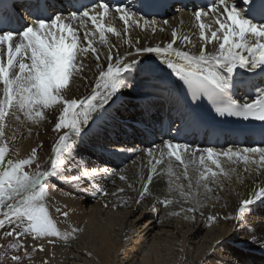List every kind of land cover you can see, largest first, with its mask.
Wrapping results in <instances>:
<instances>
[{"label":"snow or ice","instance_id":"obj_1","mask_svg":"<svg viewBox=\"0 0 264 264\" xmlns=\"http://www.w3.org/2000/svg\"><path fill=\"white\" fill-rule=\"evenodd\" d=\"M8 3L9 0L0 2V25H7L8 13L13 11L8 8ZM20 4L31 14L44 12L47 15L35 19L23 30L0 31V230L7 229L3 231V235L14 238V242L9 245L11 248L23 249V256H11L13 264H21L22 259H31L32 253H46L49 247L55 249L59 243L67 242L70 234L61 231L58 227L60 223L74 225L71 229L72 239L76 238L75 233L84 231L83 227L72 221L71 208L67 204H61L52 195L57 188L50 183L51 176L58 175L61 180L79 184L83 178L118 175L121 181H125L127 188L137 191L135 203L138 206L150 195L155 165L146 178H141L139 189L128 183L123 174L108 167L96 166L89 169L80 163L75 175L62 171L66 155L74 149L78 138L87 140L95 136L98 147L103 143V134L114 119L110 101L121 89L137 86L146 88L149 91L144 95L172 107L180 122L175 129L177 133L188 134L190 131L204 129L208 134L213 131H227L245 136L251 134L259 136L261 144H264V23L246 18L233 2L211 0L207 13L204 8L194 12V17L199 22L197 27L201 40L205 41V44L214 41V47L218 45L214 51H206V47L202 45L198 54L181 50L180 46L174 47L178 39L176 28L171 29V42L164 46H145L138 32L134 45L131 40L128 41V50L121 52L117 49L114 52L109 48L107 52L101 53L93 46L91 39L97 30L102 41L105 39L106 30L117 37L122 35L111 26V22L106 28L104 20L110 11L117 14L113 19L118 17L123 21L124 33H128L130 27L142 30L150 28L153 34L158 31L157 20L145 19L146 16L138 15L124 5L113 8L108 0H98L91 8L86 6L84 11H71L66 16L61 15V12L54 15L48 12L51 5L47 0H21ZM208 14L215 17L214 23L218 25L215 30H211L210 37L205 35L206 27L210 26L200 22L201 17ZM259 14L264 16V6L259 8ZM130 16L135 19H130ZM168 25L169 21L163 20L159 32L164 33ZM81 34L86 46L81 42ZM182 43H191L189 35H183ZM152 53L160 57V63H157L153 56L145 55ZM173 53L180 62L166 58ZM88 56H94L98 76L90 92L75 98L70 95L72 84L76 79L88 80L83 64V60ZM102 57L106 62V69L102 66ZM161 64L171 70L170 75L182 81L187 89L186 94H179L175 82L162 75L164 69ZM133 80L135 83H132ZM241 89L248 93L243 102L234 98L235 93ZM249 96L253 98L249 99ZM205 98L208 102L206 105L201 103ZM53 104L58 105L51 114L54 118L52 131L57 134L58 139L50 150V166L41 170V164L36 163V160L38 149L43 148L44 142L40 141L36 147L31 148L29 154L21 156L19 148L14 147L17 136L11 126L13 122L21 121L20 113L33 120H39L44 113L38 109L48 108ZM204 107H210L218 118L211 126L199 115ZM56 111L59 112L58 116ZM228 118H236L233 123L257 120L261 125L252 129H224L221 125L226 123ZM85 129V135L80 137V133ZM124 150L126 149H116V152ZM157 150L161 156L157 163L163 161L165 153L169 156V172L171 157L184 164L181 150H185L190 152L193 158L189 163H195L199 151V165L203 166L205 171L200 172L196 184L203 185L208 193L213 190L208 182L219 184L215 179L218 172L213 170V165L225 177H230V173L236 171L235 168L229 171L221 168V162L217 159L221 155L229 159L242 158L246 164L251 162L257 165V174L264 175V146L238 150L229 146L218 151L213 147L194 149L189 144L163 140L162 146L154 145L145 151L151 157ZM249 154H258L259 160H253ZM209 161L211 163H208ZM184 167L185 178L189 180L188 187L191 189V178L187 174L188 164H184ZM220 187L223 188V185ZM180 190L182 195H186L183 186H180ZM118 192L124 193L125 188H119ZM103 194L109 195L107 192ZM256 201L264 203V185L254 188L249 198L240 200L234 209L235 215L225 214L222 219L234 222L232 231H236L239 224L243 223L245 213ZM159 202L169 206L173 200L165 198ZM107 206L106 204L105 207ZM116 206L119 205H113ZM123 206L128 205L124 202ZM203 207L204 201L193 194L192 206L182 208L181 212L191 214L185 215V218L194 222L197 213L205 216ZM205 218L216 223L221 219L219 214H208ZM28 237L32 240L30 248L25 239ZM250 239L254 242L258 240L255 235ZM86 255L92 257L93 253L87 251ZM54 256L55 251L52 253V257ZM2 259L3 257H0V260ZM42 264H51V258H44Z\"/></svg>","mask_w":264,"mask_h":264},{"label":"bare ground","instance_id":"obj_2","mask_svg":"<svg viewBox=\"0 0 264 264\" xmlns=\"http://www.w3.org/2000/svg\"><path fill=\"white\" fill-rule=\"evenodd\" d=\"M233 2L238 6L241 5V0H233ZM206 16H203L200 22L210 26L205 29V35L210 37L211 30H215L218 25L214 23L213 15ZM129 18L135 19L131 16ZM180 19H182V23H180ZM110 20L111 26L122 35L117 37L114 33L106 30L105 39L102 41L97 30L91 39L93 46L101 53L107 52L109 48H112L114 52L117 49L121 52L128 50L130 48L128 41L131 40L134 45L138 32L139 38L145 46H164L171 42L172 28L177 29L178 35L174 47L180 46L181 50L195 54H198L202 45L206 47V51H214L218 48V45L214 47V41L205 44V41L201 40L197 27L199 22L188 13L174 19L169 18V25L164 33L159 32L158 25L156 35L148 33V29L142 30L134 27H130L128 33H124V24L115 23L116 19L110 18ZM105 26L107 28L108 24ZM183 35H189L190 44L182 43ZM80 39L86 46V42L82 40V34ZM145 55L153 56L157 63H160V57L155 53ZM166 58L180 62L174 53ZM101 63L106 69L103 57ZM83 64L88 80L76 79L72 84L70 95L75 98L90 92L98 76L94 56L85 58ZM161 68L164 69L162 75L174 81L175 76L170 75L171 70L167 69L164 64H161ZM132 83L135 81L133 80ZM148 91L140 86L119 90V94L110 101L114 119L103 134V143L98 147L96 137L92 136L86 140L85 145L80 147L74 145V149L66 155L62 171L65 170L66 174L75 175L80 163L89 169L96 166L116 169V167H110L103 163L106 161L107 154L101 152V149L104 142L108 141L113 146L111 155L131 156L126 162L132 163L128 167L130 169L123 173L115 171L123 174L127 178V182L132 183L136 189L140 188L141 178H146L152 166L155 165L156 170L152 173L153 182L150 185V195L138 206L135 203L137 191L127 188L125 181H121L118 175H98L94 180L83 178L79 184L61 180L58 175L51 176L50 183L56 185L57 188V191L52 195L61 204H67L71 208L72 221L84 228L82 233H75L76 238L72 239L71 229L74 225L71 223L58 224L61 231L68 232L70 235L67 242L59 243L55 249L48 248L50 257L48 255L47 257L51 258V264H264V246H262L264 243V203L256 201L245 213L244 221L239 224L236 231H232L234 222L222 219L225 214L235 215L234 209L240 200L249 198L254 188L264 185V175H258L255 171L257 165L251 162L246 164L242 158L232 157L229 159L221 155L217 157L221 162V168L224 171L235 168L236 171L231 172L230 177H225L213 165V170L218 172L215 179L219 181V184L208 182L209 187L213 189L211 193H208L203 185L197 186L196 184L200 172L205 171L203 166L199 165L201 153L197 151L195 163H189L193 158L190 152L184 150L181 153V159L184 164H188L187 174L192 183V188L189 189V180L185 178L184 164L173 159L171 172H169V156L165 153L163 161L157 163L161 160L159 150L153 156H148L145 151L146 147H142L139 143L135 144L133 131L137 133V130L134 123L123 122L124 118L125 120L129 118L128 116L132 117L128 119L130 121L138 118L136 114H132L133 111L141 114L139 104L128 106L127 101L137 96H146L144 94ZM156 105L153 109L162 105L161 101H158ZM57 107L58 105L53 104L48 108L38 109L47 114L46 117L42 116L39 120H33L20 113L21 121L13 122L11 126V130H14L17 136L14 147L19 148L21 156L29 154L31 148L36 147L40 141L44 142L43 148L38 149L37 154V156L47 155L48 159H46L43 170L50 166V150L58 139L57 134L52 131L54 118L51 115ZM58 115L59 112L56 111V116ZM91 124L92 122H90V126ZM125 124L127 127L122 129ZM86 131L87 129L81 132L80 136H84ZM124 131L127 135L125 137H123ZM180 137L178 136L177 139ZM184 138L188 137L184 135ZM188 139L194 149H198V146L203 149L208 147L195 142V137L191 136ZM168 140L177 143L174 137H170ZM128 141L131 142L128 143ZM231 147L234 150L243 149L236 146ZM148 148H151L149 140ZM116 149L126 150L117 153ZM214 149L222 151L226 148ZM204 155L206 156V153ZM249 155L253 160H259L258 154ZM221 184L223 188L220 187ZM114 186L116 188L118 186V188L114 189ZM180 186H183L186 195L181 194ZM121 187L125 188L124 193L118 192ZM97 189L103 191H97ZM104 192L109 195L105 196ZM114 192L117 195H111ZM193 194L204 201L203 212L205 213V216H200L197 213L194 222L185 218V215L190 216L191 214L181 212L182 208L192 206ZM165 198L173 200V203L164 206L159 201ZM124 202L127 203V207L123 206ZM106 204L107 207H105ZM113 205L119 206L113 207ZM174 212L181 214L173 215ZM208 214H219L221 219L218 223L209 222L205 218ZM253 235L258 238L255 242L250 239ZM125 237L127 238L125 239ZM217 241L221 242L217 243ZM53 251H55L54 257H52ZM87 251L93 253L92 257L86 255Z\"/></svg>","mask_w":264,"mask_h":264},{"label":"rangeland","instance_id":"obj_3","mask_svg":"<svg viewBox=\"0 0 264 264\" xmlns=\"http://www.w3.org/2000/svg\"><path fill=\"white\" fill-rule=\"evenodd\" d=\"M43 112V111H42ZM44 113V117H46L47 116V114H45V112H43ZM49 115V114H48ZM52 118V117H51ZM123 127H127L126 126V124H125V126H122V129H123ZM129 132V131H128ZM123 137H125V136H127L126 135V131H124L123 132ZM81 137V136H80ZM83 137V136H82ZM80 138H78L77 139V142H76V146H78V147H80V146H83V145H85L86 144V140H82V139H80ZM111 140V139H110ZM131 141H128V143H130ZM128 143H126V144H128ZM173 143H176V142H173ZM198 149H203V148H201V147H199L198 146ZM102 150H104L106 153H109V151H110V147H108V150H105V149H102ZM47 153V152H46ZM85 154V153H84ZM51 155V152H50V154H49V156ZM48 156V157H49ZM131 158V156H129V155H125V154H121V155H107V157L105 158L106 159V161H104L103 163H106L107 164V166H110V167H114V165H115V162L118 164L117 165V167L118 166H121V165H124L129 159ZM45 159V160H44ZM46 159H48L47 158V155H43V156H38V158H37V160H36V163H39V164H41V170H43V168H44V166H45V162H46ZM34 166L35 165H33V168H34ZM129 166H131V164L130 165H128L127 166V164L125 165V166H123L119 171L120 172H125V170H127V169H130V168H128ZM26 170H30V169H26ZM88 179H90V178H88ZM95 179H97V178H95ZM90 180H94V179H90ZM117 188H118V186H117ZM116 188V186H114V189H117ZM0 218H2V217H0ZM5 230H7V229H4V230H0V257H3V259L2 260H0V264H13V262L11 261V256L12 255H17V254H19V255H22L23 256V249H13V248H11L9 245L12 243V242H14V238H8V237H5L4 235H3V231H5ZM26 239V241H27V246L30 248L31 247V244H32V241H31V238L30 237H28V238H25ZM47 254H45V253H39V252H37V253H32L31 254V259H28V258H24V259H22V262H21V264H42V260L44 259V258H48L47 257V255L50 257V253H49V251L47 250V252H46ZM35 255V256H34ZM43 255H45L44 257H43ZM43 258V259H42ZM37 260V261H36Z\"/></svg>","mask_w":264,"mask_h":264}]
</instances>
